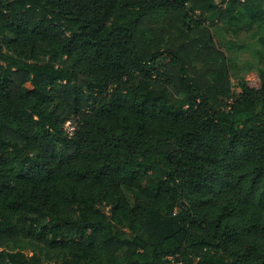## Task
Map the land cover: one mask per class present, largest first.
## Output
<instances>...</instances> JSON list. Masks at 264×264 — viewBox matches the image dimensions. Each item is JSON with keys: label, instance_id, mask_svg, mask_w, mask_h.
<instances>
[{"label": "trees", "instance_id": "trees-1", "mask_svg": "<svg viewBox=\"0 0 264 264\" xmlns=\"http://www.w3.org/2000/svg\"><path fill=\"white\" fill-rule=\"evenodd\" d=\"M240 9L0 0V264H264V75L203 23Z\"/></svg>", "mask_w": 264, "mask_h": 264}, {"label": "rangeland", "instance_id": "rangeland-1", "mask_svg": "<svg viewBox=\"0 0 264 264\" xmlns=\"http://www.w3.org/2000/svg\"><path fill=\"white\" fill-rule=\"evenodd\" d=\"M221 8L223 5H219ZM252 14L240 9L226 20L219 19V12H207L203 23L210 28L217 47L225 53L233 94H238L241 83L260 86L264 75V15L251 26ZM68 130H73L66 125ZM172 264L169 259L166 264Z\"/></svg>", "mask_w": 264, "mask_h": 264}]
</instances>
